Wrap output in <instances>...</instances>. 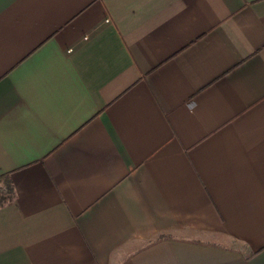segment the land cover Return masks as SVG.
Wrapping results in <instances>:
<instances>
[{"label": "crops", "instance_id": "1", "mask_svg": "<svg viewBox=\"0 0 264 264\" xmlns=\"http://www.w3.org/2000/svg\"><path fill=\"white\" fill-rule=\"evenodd\" d=\"M6 178L0 264H264V0H0Z\"/></svg>", "mask_w": 264, "mask_h": 264}, {"label": "trees", "instance_id": "2", "mask_svg": "<svg viewBox=\"0 0 264 264\" xmlns=\"http://www.w3.org/2000/svg\"><path fill=\"white\" fill-rule=\"evenodd\" d=\"M6 180L7 182L5 187L0 188V206L4 205L7 201H9L11 199V196L13 195L12 184L7 178Z\"/></svg>", "mask_w": 264, "mask_h": 264}]
</instances>
